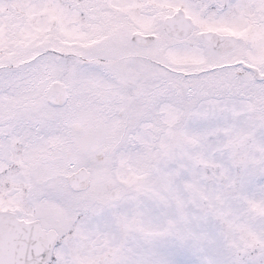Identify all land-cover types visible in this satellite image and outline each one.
Instances as JSON below:
<instances>
[{
    "label": "snow or ice",
    "instance_id": "6c2138e0",
    "mask_svg": "<svg viewBox=\"0 0 264 264\" xmlns=\"http://www.w3.org/2000/svg\"><path fill=\"white\" fill-rule=\"evenodd\" d=\"M0 264H264V0H0Z\"/></svg>",
    "mask_w": 264,
    "mask_h": 264
}]
</instances>
